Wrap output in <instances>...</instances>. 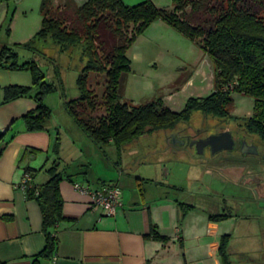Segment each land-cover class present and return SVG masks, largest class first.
<instances>
[{"label":"trees","instance_id":"trees-1","mask_svg":"<svg viewBox=\"0 0 264 264\" xmlns=\"http://www.w3.org/2000/svg\"><path fill=\"white\" fill-rule=\"evenodd\" d=\"M52 0H41V27L21 45H0V67L24 69L31 74V85L9 84L0 87V104L19 97L35 100L36 108L25 115L29 130L44 128L50 108L44 104L46 94L63 89L61 72L54 67L55 78L48 79L34 56L52 63L65 54L76 70L78 94L64 101L65 110L82 131L96 144L112 141L121 152L141 135L172 129L191 121L194 112L243 126L264 141V0H173L171 7H159L152 0L128 5L123 0H60L55 8ZM9 22L11 17L8 18ZM160 19L194 42L209 58L215 80L214 90L206 96L189 97L181 111L166 106L161 97L146 104L130 105L121 100L120 89L131 71L126 50L148 25ZM9 22L5 27L9 31ZM50 38L56 45L54 56L38 48ZM19 48L32 54H20ZM22 55V56H21ZM25 57V58H23ZM103 78L101 103L91 87V78ZM239 92L253 97V114L238 118L229 113L231 94ZM104 107L101 113L97 109ZM36 169L23 172L34 175ZM48 178L41 185L25 188L26 196L38 203L42 214L45 244L34 255L31 264H40V257L50 256L57 243L56 230L63 219V199L59 191L62 179L55 165L45 169ZM115 186V185H108ZM184 210L192 205L179 202ZM230 214L211 212V220H223ZM152 237L165 239L151 227ZM229 235H222L219 252L223 264H231L225 252ZM0 264H3L0 262Z\"/></svg>","mask_w":264,"mask_h":264},{"label":"crops","instance_id":"crops-1","mask_svg":"<svg viewBox=\"0 0 264 264\" xmlns=\"http://www.w3.org/2000/svg\"><path fill=\"white\" fill-rule=\"evenodd\" d=\"M84 1L75 0L77 4ZM11 3L12 0H0V39ZM154 26L164 32L168 30L170 37L182 35L164 21L155 19L145 29L149 37L154 36ZM157 36L153 37L154 41ZM135 47L139 49L135 54L141 59L144 47L141 44ZM31 83L28 70L0 67V87ZM35 108L36 102L30 97L0 104V262L31 264L34 255L43 248L45 237L40 207L34 198L26 196L19 183L24 169L31 167L37 170L33 176L28 172L31 181L41 185L48 178L45 169L55 165L62 174L59 191L63 199V219L57 225L53 253L40 257V264H223L219 252L222 235H229L225 252L231 264H264V232L258 239L248 237L249 227L243 230V226L236 223L237 215L231 211L226 219L211 220L207 206L199 198L194 199L195 192H184L180 198L175 190L159 184L157 167L151 178L138 176L126 181L121 168L119 179L114 172L117 166L121 167V159L114 167L104 157L100 158L103 163L96 165L99 170L96 169L97 160L93 162L89 155L94 150L97 153L98 147L103 154L104 148H110L109 151L114 148L119 158L123 149L119 152L112 141L94 143L77 124L74 135L66 137L51 115L44 128L29 130L25 115ZM64 152L69 156L65 157ZM164 160L173 164L172 152ZM184 162L187 165L183 173L192 165L187 160ZM184 162L180 166H184ZM140 163V160L134 162ZM193 168L184 174L187 184L193 182V176H189ZM175 170L178 169L173 166L172 170L165 168L164 172L174 177ZM199 171L202 175L210 174L204 165ZM74 182L89 188L115 185L121 191V205L114 214L108 215L91 205L87 195L73 187ZM179 202L192 207L184 210ZM218 211L225 213V210ZM152 225L166 238L152 237Z\"/></svg>","mask_w":264,"mask_h":264},{"label":"rangeland","instance_id":"rangeland-1","mask_svg":"<svg viewBox=\"0 0 264 264\" xmlns=\"http://www.w3.org/2000/svg\"><path fill=\"white\" fill-rule=\"evenodd\" d=\"M123 1L128 5H132L141 0ZM40 2L41 0H12L9 13L11 20L9 22L8 19L6 23L7 25L9 22L10 29L8 33L6 30H2L1 44L4 42L7 45H21L34 36L41 27ZM59 2L60 0H52V7L55 8ZM152 2L159 7H171L173 4V0H152ZM168 27L170 26L168 25ZM152 32L154 34L153 37L158 35L156 41L153 40L152 36L149 37L144 30L126 50V55L132 64L131 71L125 76V81L120 89L121 100L130 105H141L161 97L163 103L170 109L181 111L189 97L210 94L215 86L213 68L209 58L198 45L182 35L177 34L178 36H176L175 34L177 38L175 36L170 37L168 30L164 32L157 26H154ZM152 32L149 33L152 34ZM143 37H145L144 40H142ZM139 44L144 47L141 59L135 54L139 50L135 45ZM38 48L44 51L47 56H54L57 50L56 45L50 38L45 42L39 43ZM18 51L20 54L26 55V57L32 55L22 48H19ZM36 55L34 58L39 60V64L48 79L53 78L54 80L55 75L53 76V74H55L54 67L56 65L60 69L64 90L59 89L46 94L43 102L50 108L51 118L62 128L63 132L61 133L66 137H70L74 135L77 125L74 119L66 112L64 101L78 94L75 85L76 70L65 54L58 55L59 57L55 63L50 62L48 59H40L38 54ZM102 80L103 78L99 75L92 77L90 80L91 87L97 92V100L100 103L103 93ZM231 96L233 100L228 107L229 113L238 118L251 117L253 114V97L239 92H234ZM103 109L104 107L100 105L97 109L98 113H101ZM190 119L192 125L199 124L203 120L209 123L212 122L210 117H206L200 112H194ZM215 121L219 122L220 120L215 118ZM227 121L241 122L240 120ZM161 135L162 130L141 135L125 146L120 158L115 153L114 148H112V151H109L110 148H104L106 151L103 154L100 147L96 149L97 153L94 150L89 156L93 159V162L97 160L94 164L95 166L103 163L100 159L103 157L104 160L114 167L121 159V162H119L121 167L117 166L118 168L116 167L114 172L116 178L119 179V170L121 168L124 181L138 176L151 178L152 174H155L157 167V181L179 184L184 189L183 193L195 192L193 194L194 199L199 198L211 212H219L218 210L221 208H215L212 205L215 203L222 207L221 195H223V202L226 200V204L232 208L231 212L237 215L238 221L236 223L243 226V230H246L247 226L249 227L248 237L260 238L264 232V200H249L246 199V196L243 198L244 192L241 189H244L246 185L225 182L220 177L219 167L224 164H214L208 161L207 157L197 156L190 150H180L179 157L182 160L178 159L175 162L174 159L173 164H170L169 160L162 161L166 156L170 157V147L166 146V144L163 145ZM64 156L67 157L69 154L64 152ZM137 160H140L141 163L134 164ZM160 160L162 163L159 162ZM185 160H187L188 164H192L185 170L188 171L190 167H194L193 171L190 170V174L192 172L193 175L189 174L190 177L193 176L191 184H187L184 177V174L188 172H182V169L187 165L184 162ZM182 162L185 163L184 166H180ZM64 163L66 162L64 161ZM202 165L206 169L214 170L215 172L209 175H202L199 171ZM173 166L178 169L173 171L174 177L166 175L164 172L165 168L169 171L170 169L172 170ZM180 178L181 180L178 182L177 180ZM198 179L202 181H197ZM202 192L205 193L203 196L197 195ZM176 196L181 198L183 194L176 192Z\"/></svg>","mask_w":264,"mask_h":264},{"label":"flooded vegetation","instance_id":"flooded-vegetation-1","mask_svg":"<svg viewBox=\"0 0 264 264\" xmlns=\"http://www.w3.org/2000/svg\"><path fill=\"white\" fill-rule=\"evenodd\" d=\"M192 121H184L175 125L172 129L162 130L163 145L170 147V152L176 160L179 157L180 150H190L197 156L207 157L208 161L214 164L223 166L219 167L220 177L226 182H233L238 185H246L241 191L244 192L243 198L249 200H264V141L259 139L257 135L249 133L243 126L234 125L225 121L206 122L201 121L199 124H191ZM228 131L233 140V147L231 150H223L217 154H211L209 146H205L201 154H198L196 142L200 139H206L211 134ZM235 167L236 171H228V168ZM210 170V174L214 173ZM166 174V173H165ZM230 177V178H229ZM229 178V179H228ZM164 187L172 188L176 192L183 193L182 186L174 183H164L158 181ZM222 207L219 204H213L215 208L227 211L231 207L223 202ZM213 203V202H212ZM261 207V206H260ZM262 237V235L260 236Z\"/></svg>","mask_w":264,"mask_h":264},{"label":"built area","instance_id":"built-area-1","mask_svg":"<svg viewBox=\"0 0 264 264\" xmlns=\"http://www.w3.org/2000/svg\"><path fill=\"white\" fill-rule=\"evenodd\" d=\"M31 175L23 172L20 180V187L25 189L30 185ZM73 187L82 194L87 195L89 203L94 205L106 214H114L117 207L121 205V191L117 186H103L99 188H89L78 182L73 183Z\"/></svg>","mask_w":264,"mask_h":264},{"label":"water","instance_id":"water-1","mask_svg":"<svg viewBox=\"0 0 264 264\" xmlns=\"http://www.w3.org/2000/svg\"><path fill=\"white\" fill-rule=\"evenodd\" d=\"M1 135V132H0ZM198 154H201L205 146H209L211 154H217L223 150H231L233 147V140L228 131H223L216 134L209 135L206 139H200L196 142ZM228 171H236L237 168H228Z\"/></svg>","mask_w":264,"mask_h":264}]
</instances>
